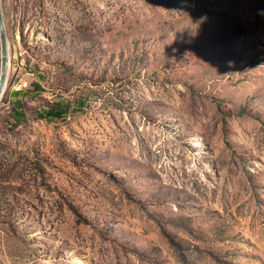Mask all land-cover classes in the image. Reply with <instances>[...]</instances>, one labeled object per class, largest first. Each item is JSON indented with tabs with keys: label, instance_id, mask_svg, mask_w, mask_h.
Returning <instances> with one entry per match:
<instances>
[{
	"label": "rangeland",
	"instance_id": "rangeland-1",
	"mask_svg": "<svg viewBox=\"0 0 264 264\" xmlns=\"http://www.w3.org/2000/svg\"><path fill=\"white\" fill-rule=\"evenodd\" d=\"M3 13L0 264H264V0Z\"/></svg>",
	"mask_w": 264,
	"mask_h": 264
},
{
	"label": "water",
	"instance_id": "water-1",
	"mask_svg": "<svg viewBox=\"0 0 264 264\" xmlns=\"http://www.w3.org/2000/svg\"><path fill=\"white\" fill-rule=\"evenodd\" d=\"M0 47H1V67H0V97L3 96L7 87L9 76V38L5 18L3 13V0H0Z\"/></svg>",
	"mask_w": 264,
	"mask_h": 264
},
{
	"label": "trees",
	"instance_id": "trees-1",
	"mask_svg": "<svg viewBox=\"0 0 264 264\" xmlns=\"http://www.w3.org/2000/svg\"><path fill=\"white\" fill-rule=\"evenodd\" d=\"M49 113H50L51 116L61 114V112H59V110H56V111L55 110H51V111H49Z\"/></svg>",
	"mask_w": 264,
	"mask_h": 264
},
{
	"label": "bare ground",
	"instance_id": "bare-ground-1",
	"mask_svg": "<svg viewBox=\"0 0 264 264\" xmlns=\"http://www.w3.org/2000/svg\"><path fill=\"white\" fill-rule=\"evenodd\" d=\"M9 42H10V41H9ZM3 95H4V94H3ZM2 97H3V96L0 97V101H1Z\"/></svg>",
	"mask_w": 264,
	"mask_h": 264
}]
</instances>
